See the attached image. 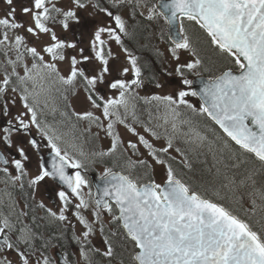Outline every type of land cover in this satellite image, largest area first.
Segmentation results:
<instances>
[{"label": "snow or ice", "instance_id": "snow-or-ice-1", "mask_svg": "<svg viewBox=\"0 0 264 264\" xmlns=\"http://www.w3.org/2000/svg\"><path fill=\"white\" fill-rule=\"evenodd\" d=\"M4 2L9 6V10L0 18V56L4 58L0 61V66L3 67V79L0 80V108L7 115L8 100L4 94L11 87L12 92L21 93L20 100L25 111L15 117L18 122L16 125L3 129V136L0 138L11 147L13 132L21 130L28 132L33 126L46 138L47 146L54 153L51 169L41 163L38 174L29 181V184L35 186L45 178L51 177L58 179L71 190L70 193L63 190L58 193L59 199L63 202L59 214L51 209L47 210L52 217L60 221L68 219L65 212L72 204L71 197L74 196L79 201L75 204L74 215L85 231L82 232L83 239L74 238L82 245L80 255L85 264H92L91 253L100 252L98 248L84 246L90 244L89 237L93 234L94 227L81 210H87L93 207V204L96 222L101 220L102 212H107L113 223H120L126 237L134 246L131 264H264V235L258 234L249 223L228 208L206 198L185 183L171 164L157 154L169 152L173 147L171 138L166 147L156 150L143 135L139 136V142L150 150L149 155L156 163L166 166V180L163 184L154 180L141 183L130 175L107 168L101 177L105 183L99 190V198L93 200L91 191L85 193L89 181L80 171L85 168L84 161L63 147L62 137L55 129L42 124L39 118L37 108L45 91L43 81L55 75L63 84L71 86L78 78L82 79L85 91L89 93L87 99L92 107L101 109L103 117L109 119L105 131L112 138L111 149L99 155H111L116 152L118 145L122 143L115 131L116 123L123 124L129 131L136 133V129L126 124L125 119L120 117V110L128 111L133 86L140 87L143 83L138 57L124 48L130 67H124L121 75L127 76L131 72L134 78L131 80L118 78L110 82L109 87L119 91L118 97L105 98L95 93V89L97 83H103L105 74L109 73V58L112 56V51L102 36L106 33L109 40H115L120 44V33L127 34L126 22L121 15L101 7L99 3L93 4V0H71L72 6L67 9L58 7L54 0H31V7L22 9L24 15L31 14V24L25 27L15 18L13 0ZM123 2L124 0H113V6ZM130 2H133V7H139L142 2L147 7V0ZM89 4H93V7L112 18L115 27L97 28L90 42L94 56L84 55V49L80 48V59H77L76 55L70 57V73L67 76L60 75L55 62L68 59L65 49H76L77 44L59 37L49 25L58 23L67 32L72 24L81 23L78 10L88 7ZM159 16L166 19L170 30L179 24L178 30L169 36L173 45L170 49L173 58L179 61L181 50L189 51L195 57L192 62L178 64L175 68L177 75L184 77L185 69L191 72L202 65L201 59L192 48L185 29V21L194 22L202 29L225 64L234 66L227 67L219 75L204 81L199 92L193 89V80L184 77L183 85H186L188 90L181 89L175 96L151 97L152 101L165 106L164 122L169 123L171 119L173 132L188 136L189 142L205 143L207 136L197 130L191 121L180 120L181 113L178 109L181 106L187 107L197 115L214 122L222 130L224 136L228 138L225 140V147L229 146L230 140L243 153L252 154L264 164V0H170L149 9L147 17L149 20ZM21 28L37 38L41 34L47 35L50 42L38 49L29 46L24 35L9 36L10 31ZM45 54L52 62L45 60ZM26 57H31L30 66ZM91 59L98 61L102 67L97 75L89 76L83 68L77 66ZM9 67L11 72L8 71ZM18 68H22L23 75L17 71ZM13 78L16 86H12ZM197 95L203 101L199 108L187 99L189 96ZM11 102L14 104L15 100ZM74 115L77 119L104 127L101 117L92 111ZM25 116L29 118L26 120ZM112 117H115V120H112ZM9 124L12 122L9 121ZM182 125L187 126V132H182ZM152 135L156 136V133L152 131ZM27 143L37 151L40 148L35 138L29 139ZM128 146L132 149L137 148V144L131 142ZM175 150L181 151L179 148ZM17 152L23 159L12 160L19 173L10 177L13 182L27 174L24 161L28 160V155L24 147L18 146ZM83 155L81 152L80 156ZM0 162L5 165L9 163L3 154H0ZM70 168L76 169L74 174H69ZM2 171L6 175L9 174L7 167ZM248 179H251V176ZM258 195L264 199V191ZM40 206L44 207L43 204ZM15 231L17 229L9 218L0 215V248L15 251L18 264H32V257L36 251L32 244L34 234L25 227L19 229L18 238L13 240L8 233ZM100 231H104L103 226ZM105 244L107 250L102 255L111 257L113 248L107 237ZM21 245H26L28 250ZM0 264H12V261L5 257L0 259ZM35 264H54V261L50 256L41 253ZM65 264H69L67 258Z\"/></svg>", "mask_w": 264, "mask_h": 264}, {"label": "rangeland", "instance_id": "rangeland-1", "mask_svg": "<svg viewBox=\"0 0 264 264\" xmlns=\"http://www.w3.org/2000/svg\"><path fill=\"white\" fill-rule=\"evenodd\" d=\"M12 7H14L16 10L15 18L18 22H22L25 27L31 24V14L24 15L22 12L24 7H31V0H13ZM8 10L9 6L4 2V0H0V18H2ZM49 26L53 27L57 35L62 39L63 35H66V32L58 23L50 24ZM10 32V37H14L15 35H24L28 45L35 46L38 49L50 42L49 36L41 34L39 38H37L28 34L24 28ZM91 40L92 39H86V43L84 45H80L76 39H72L70 41L75 42L77 44V48L65 49V55L68 57V59L55 62L57 64V68L59 69L60 75L67 76L70 73V57L72 55H76L77 59H80L81 57L79 54V49L83 47L90 48ZM107 44L108 46L115 45V51L117 53H122V48L120 45L121 43L117 44L115 40H113L112 43L111 40L108 39ZM170 49L171 48H169L167 44H163L160 48V52L157 51L158 56L161 59L164 73L161 75L160 79L161 87H156V90L154 91V88L152 87L149 90L146 88L137 89L139 91H148L151 94L150 100L153 96H175L176 93L181 89L188 90L187 86L183 85L184 77L177 75L175 68L178 64L192 62L195 57H193L189 51L181 50L179 52L180 60L177 61L171 55ZM86 55L92 56L89 52H86ZM45 60L52 62L47 54H45ZM26 61L30 66L32 62L31 59L26 58ZM97 62H95L94 59H91L87 62L79 64L77 67H84L85 73L89 76L96 75L101 69V65ZM125 63L126 62L123 60H119L117 62L116 68L118 72L121 73L122 69L126 67ZM109 67H111L110 60ZM17 71H20L21 75H23L22 68H18ZM197 71L198 69L191 72L196 73ZM129 74L130 72L128 75ZM43 85L45 91L41 95V103L37 108L39 113L43 116V113H51L52 115H56L57 112H61L62 117H48L49 114H47L44 115V121L41 123L48 125L52 129H55L56 133L62 137V146L68 148L70 152H72L79 159L83 160L86 166H93L99 174H103L107 168L99 164V157H101L99 153L109 152L111 149L112 138L109 137L105 131L107 124L109 123V119H105L103 117L101 109H95L92 107L91 103L87 99L89 93L85 91V84L83 83V80L78 78L74 85L70 86L63 84L58 79V77L52 75L50 78L43 81ZM106 89L109 90V87L104 83H97L95 91L99 92L98 94H102ZM67 95L69 96L68 102H66L65 98ZM136 99L137 98L134 94L130 95L129 101L131 100L133 103H129L128 111L125 112L122 109L120 110V117L125 119L126 124L135 128L136 133L134 134L133 132L129 131V129L123 124H115V131L122 141V143L118 145L116 152L119 155L129 159V167L131 169L138 161H144L145 163L140 165L143 167V170L146 173L151 172L156 183L162 184L166 180V166L157 164L153 157L149 155L150 150L145 148L144 145L139 142V136L143 135L156 150L166 147L168 140L171 138L173 147L169 149V153H173L176 155V157H179L183 161L189 152L196 154V156H203V158L209 156L216 167L217 172L221 171L219 169V161L216 160V154L212 152V143L209 142L208 139L203 144L199 143L198 141L189 142L188 136H185L182 133H174L171 119L169 123L164 122L163 117L166 109L165 106L160 102L153 101L154 107H148L142 116L136 115ZM187 99L197 108L200 106L196 97L189 96ZM63 105H68L70 109L67 112L62 111ZM181 107L178 109V111L181 113L180 120L190 121L187 116H183L184 114L181 110ZM185 110L191 111V109H188L187 107H185ZM85 111H92L95 115L100 116L104 127H100L96 123H92L87 120L78 121L73 117L75 116L74 113H83ZM12 112L21 115L24 113V109L23 107L16 108V110ZM8 114L12 115L10 112H8ZM24 119L27 120L28 116H25ZM111 119L115 120V117H112ZM192 125L203 134L201 129H199L193 123ZM147 129L154 131L156 136H153L152 131H147ZM181 129L182 132L188 131L186 125H182ZM129 142L137 144V148H129ZM176 148H179L181 151L177 152L175 150ZM188 150L189 152H187ZM81 152L84 154L83 156H80ZM38 171L39 164L37 163L32 175H37ZM11 172L12 171L9 170V174L12 177ZM222 180L224 183L221 185V187L224 188L227 193H230L229 198L234 200L235 203H237L239 199L243 202L245 201L247 210H249L251 216L257 217V219H255V224L264 232V199L259 197V192L251 188V186L246 185L245 182H237L228 175H224V173L222 175ZM46 186L54 188L53 183L48 178H45L44 181H41L38 184L39 190L43 193L46 191ZM87 192L88 190L85 188V193ZM76 202L79 201L76 199ZM93 208L94 206L87 210H82V212H89L93 215ZM102 213L104 215L106 214L107 220L108 217H111L107 212Z\"/></svg>", "mask_w": 264, "mask_h": 264}, {"label": "flooded vegetation", "instance_id": "flooded-vegetation-1", "mask_svg": "<svg viewBox=\"0 0 264 264\" xmlns=\"http://www.w3.org/2000/svg\"><path fill=\"white\" fill-rule=\"evenodd\" d=\"M161 0H147V7L144 6L143 2L139 7H133V2L130 0H124L123 3H117V5L113 6V0H93L94 3H99L101 7L108 8L109 11H112L114 14L121 15V17L126 22V31L127 34L120 33L121 35V48L122 53H117L115 51L116 46H108L112 50V56L109 58L110 65L109 73L105 74L104 77V84L109 87L110 82L114 81L115 79H126L131 80L133 74L130 72L128 76H122L120 72H118L116 68V64L119 60L125 61L126 67H130L127 60V54L124 52V48H127L130 53L138 57V61H142L140 64L142 70V85L140 87L133 86L132 94L135 95L136 103L135 106L138 107V101L141 99L143 104H145L144 112L148 108L150 103V93L148 91H139V88H146L150 89L151 87L156 90V87H161L160 79L161 75L163 74V69H157L152 67L148 63V67L145 66L143 63V59L150 55V50H157L160 52V48L163 44H166L164 39H169L168 37V24L166 19L163 16H159L154 20H149L147 17L149 15V9L152 7H158V4ZM58 7H63L65 9L72 6L71 0H54ZM93 4H89L88 7L84 9L78 10V15L81 18L80 24H72L70 29L66 32V35H63V39L68 40L69 42L72 39H76L80 45H84L86 43V39H93L94 32L99 27H115L114 21L112 18L108 17L104 12H101L98 8L93 7ZM195 25L190 24L186 27V30L189 31L190 35L188 36L189 39H209L207 35L202 34L201 29ZM199 32V35L197 34ZM103 39L108 41L107 34H103ZM113 43V40H111ZM84 55L86 52L92 53L90 48L83 47ZM90 55V54H88ZM95 62H97L94 59ZM100 64L99 62H97ZM156 65V62L154 61ZM102 67V66H101ZM85 71V68L82 67ZM97 75V74H96ZM84 83V82H83ZM105 88V87H104ZM95 93H99L95 91ZM105 98L112 97L116 98L119 96L118 90H113L109 87V90L106 89L102 94ZM147 102H146V101ZM133 103L131 100L129 103ZM138 109V108H137ZM123 110V109H122ZM132 116V115H131ZM9 121L13 123H18L15 120V117L10 116H1L0 117V127L4 128L9 124ZM18 135L26 136L28 133H21L18 132ZM3 134L0 133V137ZM1 139V138H0ZM20 139V137H18ZM28 140L25 138L23 143H26ZM21 143V142H20ZM2 145V143H0ZM9 150L10 154L16 155L15 159H22L20 155L14 153V149L6 147ZM33 162L29 157L28 160L24 161V166L26 170L31 169L33 166ZM13 165V163H12ZM19 175L17 170L14 171V176ZM6 174L0 169V215L7 216L10 222L15 226L17 231L8 233L13 240H16L19 236V229L27 227L30 231L34 234L33 237V247L35 248V255L32 257V264H35L36 259L38 258V250L40 244L47 245L49 241L41 236L43 230L45 229L48 235L51 237V248L52 250L57 249L58 246L54 245L57 243L60 245L64 250L69 253L70 257L76 255L77 259L75 264H83V262L78 259L81 257L80 255V246L76 239L72 240L68 243L71 234L74 237H81L82 232L85 231L83 225L80 224L79 220L76 218L74 213L65 215L68 217L66 221H60L55 217H52L48 213L47 205H44L43 199L41 200L40 195L36 190V199L39 201V204L36 200H33L31 197L23 195L24 193H28L30 189L28 185H25L21 179L18 181H11L12 183L5 185L6 183ZM33 192V190H32ZM43 204L44 207L40 205ZM59 214V211H54ZM41 219V220H40ZM93 218H91L92 220ZM90 222V221H89ZM66 224V226H64ZM109 231H104L106 234ZM101 231L94 230L93 234L89 237L90 240H94L95 246L100 247V244L103 248L106 249V244L104 242L103 236L100 235ZM73 239V237H72ZM100 240V241H99ZM22 248L25 250L27 249L26 245H21ZM72 253H71V251ZM30 251V250H29ZM48 251V250H45ZM76 252V253H75ZM7 258L12 261V264H18V257L15 251L7 250L4 248H0V259ZM102 264L109 263L108 261H101ZM110 264H131L128 260H113Z\"/></svg>", "mask_w": 264, "mask_h": 264}, {"label": "trees", "instance_id": "trees-1", "mask_svg": "<svg viewBox=\"0 0 264 264\" xmlns=\"http://www.w3.org/2000/svg\"><path fill=\"white\" fill-rule=\"evenodd\" d=\"M197 34L200 36L198 31ZM200 40L203 42L201 46L202 49L206 50L207 54L212 56L210 59L207 58V60H203L204 62H208V67L211 70L217 68V70H223L233 66L231 64H225L221 55L210 45L209 39ZM207 75L211 77L213 74L207 73ZM191 76L192 75L188 72L184 73V77L188 79H191ZM191 119H193L194 124L207 135L208 140L214 146V151L217 152L216 160L219 161V169L221 171L217 172L209 156L199 158L194 155H187L183 161L170 153H161V158L170 163L176 174L193 189L200 192L206 198L236 213L238 216L242 217L243 220H247L253 227H257L255 224L256 217L250 215L249 210L246 208L245 201L243 202L239 199L238 202L235 203L234 200L229 198L230 193H227L225 189L221 187L224 183L222 175L224 173V175H228L237 182L243 181L254 190L261 192L264 191V164H261L252 154L243 153L239 150V147L230 140L229 146L225 147V140L228 138H226L222 131L206 117L194 113L191 115ZM100 161L105 166L112 169L121 170L127 174L132 173V176L134 175L137 177L136 179L140 182L152 179V174L143 172L140 164L136 165L133 170L129 169L125 163V159L120 157L117 153L104 155L101 157ZM188 165H190V167ZM249 176H251V179H248ZM259 232L261 235H264L261 230Z\"/></svg>", "mask_w": 264, "mask_h": 264}, {"label": "water", "instance_id": "water-1", "mask_svg": "<svg viewBox=\"0 0 264 264\" xmlns=\"http://www.w3.org/2000/svg\"><path fill=\"white\" fill-rule=\"evenodd\" d=\"M164 2H170V0L161 1L160 4H161V3H164ZM160 11H166V10H165V9H160ZM178 28H179V24H177V25L175 26V29H171V30H170V28H169V35H170V33H171V34H174L175 30H178ZM208 79H209V78H207L206 76H199V77L194 78V79H193V89L196 90L197 92H199V90H200V88H201V86H202V83H203L204 81L208 80ZM197 97H198V98L200 99V101L203 103V101L201 100L200 96L197 95ZM0 154H1V153H0ZM53 156H54V153L49 154V155H47V156H43V155H42V163H43L46 167H48L49 169H51V163H52ZM68 172H69V174H72L73 170L70 168V169H68ZM116 172H118V171H116ZM92 177H93V186H94V188H95V198H99V195H98L99 190L103 188L105 182H104L102 179H98L95 175H92ZM54 180H56V181H58L60 184H62L58 179H54ZM62 185L65 187V189H66L67 191H71L70 189L67 188L66 185H64V184H62Z\"/></svg>", "mask_w": 264, "mask_h": 264}]
</instances>
